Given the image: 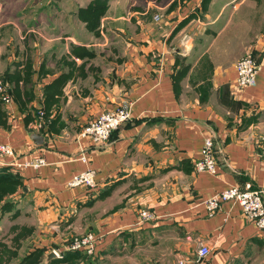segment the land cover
I'll list each match as a JSON object with an SVG mask.
<instances>
[{
    "label": "crops",
    "instance_id": "0c3cea01",
    "mask_svg": "<svg viewBox=\"0 0 264 264\" xmlns=\"http://www.w3.org/2000/svg\"><path fill=\"white\" fill-rule=\"evenodd\" d=\"M11 1L0 0V9ZM27 1L39 8L27 17L23 46L11 36L0 51V78L9 74L20 88L2 105L0 142L18 161L45 157V165L19 172L22 185L12 195L18 208L37 213L38 245L65 252L68 238L92 231L99 239L91 264L111 253L120 264L166 257L174 264V250L186 264H264V233L235 201L211 216L204 205L246 182L264 201V0H108L96 30L79 12L91 0ZM231 43L238 54L252 47L260 62L256 85L240 93L231 90L234 61L223 57ZM121 102L131 118L106 142L80 136ZM39 109L49 119L45 130L34 127ZM209 135L214 174L192 166ZM88 168L96 171L93 188L65 186ZM140 209L155 219L140 222ZM200 245L210 249L203 260Z\"/></svg>",
    "mask_w": 264,
    "mask_h": 264
},
{
    "label": "built area",
    "instance_id": "2783aa9c",
    "mask_svg": "<svg viewBox=\"0 0 264 264\" xmlns=\"http://www.w3.org/2000/svg\"><path fill=\"white\" fill-rule=\"evenodd\" d=\"M157 18V17H156ZM184 47V40L181 42ZM260 62L254 58L249 52L239 57L234 62L235 78L232 83V92L240 93L246 88L256 85V75ZM0 100L5 107H9L12 103L11 90L8 84L0 78ZM131 118L130 105L121 102L113 109H104L97 116L91 119L81 130L80 136L88 139L93 143L106 142L112 132ZM49 119L46 118L42 109L37 111L34 127L37 129H47ZM8 158V160H4ZM44 156H37L30 160L18 161L17 154L14 149L6 143L0 142V165L12 168L11 171L19 173L26 167L39 168L45 165ZM215 149L213 138L211 135L206 136L200 150L199 157L193 160V169L196 172L215 173ZM96 171L88 168L73 174L65 183L68 189L76 187L93 188L95 183ZM227 201H235L241 209L242 216L252 222L260 233H264V201L263 192L254 188L251 183L246 182L243 185H233L223 189L204 200L206 211L211 216L218 211L221 204ZM140 222H148L155 219V213L149 209H140L138 212ZM99 237L93 233H86L82 236L74 237L72 241L66 245L65 251H81L88 256L95 254ZM56 258L63 255L58 249H52ZM210 249L206 245H200L198 249L199 259H206ZM178 264H186V260L181 258Z\"/></svg>",
    "mask_w": 264,
    "mask_h": 264
},
{
    "label": "rangeland",
    "instance_id": "374dc122",
    "mask_svg": "<svg viewBox=\"0 0 264 264\" xmlns=\"http://www.w3.org/2000/svg\"><path fill=\"white\" fill-rule=\"evenodd\" d=\"M39 6L32 5V3L27 0H13L10 3L6 2V5L2 7L0 10V51L4 53L12 36V42L16 44V46H23V37H27V30L30 29L32 24L28 20V15L31 13H38L37 9ZM37 28V27H36ZM34 27V29L36 30ZM30 35V34H29ZM182 41L184 40V31L180 35ZM8 43V44H7ZM204 45V43H203ZM244 46L243 50L238 54L239 45L235 43H231L227 47V51L223 54V57L230 59L231 61H236L239 57L244 55V50L252 48L250 46ZM243 53V54H242ZM247 53V52H246ZM253 54V53H252ZM216 55L215 57H217ZM254 58L255 55L253 54ZM224 59V58H223ZM2 78V77H1ZM3 104V103H1ZM45 113V111H44ZM85 126V125H84ZM16 199H14L15 201ZM15 213L8 214L0 218V243L5 244L8 248L5 249L2 256H12L11 252L17 251V256L11 259V264H17L19 257L23 254L29 252L30 250L38 247H42L51 251L52 249H56L55 245L48 246H39L37 242V236L41 234L42 225L38 220L37 213L34 211L28 210V208H23L19 205L15 206ZM86 233H93L92 231H87L81 234H75L66 240V245H68L74 237L82 236ZM94 234V233H93ZM96 235V234H95ZM159 250H164V248L160 247ZM44 251V253H45ZM92 256H82L78 260H71L69 263L58 262V263H49L51 260L46 261V256L42 257V261L40 264H91ZM168 260V257H166ZM81 260V261H80ZM165 259L162 260V263H169ZM171 263L177 264V255L176 251L173 252V257L169 259ZM94 264H98L96 261ZM101 264H120L118 262V258L115 253L109 254V259L105 260ZM170 264V263H169Z\"/></svg>",
    "mask_w": 264,
    "mask_h": 264
},
{
    "label": "trees",
    "instance_id": "16d2710c",
    "mask_svg": "<svg viewBox=\"0 0 264 264\" xmlns=\"http://www.w3.org/2000/svg\"><path fill=\"white\" fill-rule=\"evenodd\" d=\"M108 0H91L87 7L79 10L82 20L85 22L86 27L90 30H96L99 26L100 18L105 13L107 8ZM258 60V59H257ZM27 72H25V77H27ZM24 75V72H23ZM3 80L8 84L11 90V96L19 93L20 88L17 85L18 80L11 78L9 74L4 75ZM52 85H47L44 90L50 92ZM45 91L43 96L45 97ZM48 95L46 96V98ZM0 100V124H5L4 109ZM4 106V105H3ZM22 185V179L19 173H14L10 170L8 166L0 165V218L8 214L15 213V206L17 203L13 201L12 195L17 192V190ZM97 247V246H96ZM8 248L5 244L0 243V264H11V259L17 256V251L11 252L12 256L3 257L2 254L5 249ZM45 249L42 247H36L29 252L23 254L18 259L17 264H40L42 257L46 254ZM64 252V251H63ZM86 256L81 251H71L67 250L63 253L60 258H51L49 263L65 262L69 263L71 260H78L82 256ZM81 261V260H80ZM79 264V263H78Z\"/></svg>",
    "mask_w": 264,
    "mask_h": 264
},
{
    "label": "water",
    "instance_id": "95a60500",
    "mask_svg": "<svg viewBox=\"0 0 264 264\" xmlns=\"http://www.w3.org/2000/svg\"><path fill=\"white\" fill-rule=\"evenodd\" d=\"M29 137L32 139V141L35 144H41L42 143L43 137L40 136L39 134L35 133V132H30ZM54 257H55L54 252L51 250L49 253L46 254V261L51 259V258H54Z\"/></svg>",
    "mask_w": 264,
    "mask_h": 264
}]
</instances>
